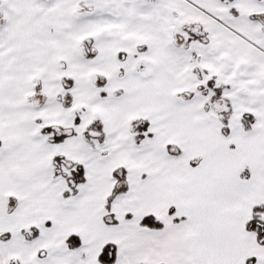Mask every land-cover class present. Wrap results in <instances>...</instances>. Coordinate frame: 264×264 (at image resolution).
I'll list each match as a JSON object with an SVG mask.
<instances>
[{
  "label": "snow or ice",
  "instance_id": "obj_1",
  "mask_svg": "<svg viewBox=\"0 0 264 264\" xmlns=\"http://www.w3.org/2000/svg\"><path fill=\"white\" fill-rule=\"evenodd\" d=\"M0 264H264V0H0Z\"/></svg>",
  "mask_w": 264,
  "mask_h": 264
}]
</instances>
